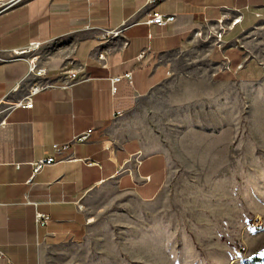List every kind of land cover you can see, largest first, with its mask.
Returning <instances> with one entry per match:
<instances>
[{
	"label": "crops",
	"instance_id": "0c3cea01",
	"mask_svg": "<svg viewBox=\"0 0 264 264\" xmlns=\"http://www.w3.org/2000/svg\"><path fill=\"white\" fill-rule=\"evenodd\" d=\"M262 6L264 0H157L153 5L148 0H24L0 13V49L41 41L40 66L48 78L56 80L62 68L90 77L44 90L32 97V108H25L16 103L32 82L28 62L0 63V264H42L46 253L83 242L91 229L86 205L97 188L143 202L157 198L168 160L147 150L133 124L137 101L172 77L176 56L207 23ZM151 11L176 19L149 25ZM127 22L122 36L105 39L107 30ZM245 22L243 13L236 28ZM231 35L226 43L235 40ZM232 48L229 69L219 50L212 62L226 76H242L253 60ZM99 49L108 50L101 63ZM126 73L132 78L121 79L113 93L111 78ZM88 129H93L88 142L71 145L64 161L33 177L32 163L55 156L54 144ZM37 213L46 222H38Z\"/></svg>",
	"mask_w": 264,
	"mask_h": 264
},
{
	"label": "rangeland",
	"instance_id": "374dc122",
	"mask_svg": "<svg viewBox=\"0 0 264 264\" xmlns=\"http://www.w3.org/2000/svg\"><path fill=\"white\" fill-rule=\"evenodd\" d=\"M252 8L239 29L237 10L197 31L172 77L132 111L147 150L168 160L159 196L95 189L87 238L42 264H264V6ZM220 32L236 37L226 55L233 47L253 60L242 76L212 62Z\"/></svg>",
	"mask_w": 264,
	"mask_h": 264
},
{
	"label": "built area",
	"instance_id": "2783aa9c",
	"mask_svg": "<svg viewBox=\"0 0 264 264\" xmlns=\"http://www.w3.org/2000/svg\"><path fill=\"white\" fill-rule=\"evenodd\" d=\"M24 0H9L2 1L0 0V13L9 8L15 3L22 2ZM157 0H148L149 4H155ZM149 18L147 23L149 25H166L172 23L176 19L175 14H162L159 12L151 11L148 14ZM256 16H263L262 14L256 13ZM243 16H238L234 19L232 26L234 27L240 23L243 19ZM219 20L218 22H222ZM130 23H123L119 27L114 29H109L105 33V39L113 37H119L123 35V32L129 27ZM222 29H224L222 27ZM218 41H216L217 48L221 51L224 61L227 63V69L230 68V58L226 55V50L223 51V48L226 42L223 40V33L220 32L218 36ZM43 43L41 41H32L29 45L22 48L14 49H0V63L16 61V60H26L29 64V79L32 81L29 86L26 95L17 101V105L32 108L34 105L32 97L44 90L54 89L57 87H70L76 83L89 80V76L81 71L73 70L70 68H62L57 79L52 80L47 77V69L40 66L41 55L38 51L41 49ZM108 50H97L96 58L101 63L106 60ZM145 55V51L141 52L138 56L139 59H142ZM131 79L132 74L126 73L125 75L115 76L111 78V85L113 93H116L118 88V83L121 79ZM13 106V105H12ZM9 108V107H8ZM93 129H88L87 131L81 133L80 135L75 136L71 141L64 144H54L53 150L55 156H50L47 158L39 159L38 161L32 163L33 166V177L36 173L40 172L45 166L57 164L61 161H64L66 158L63 157L64 152L73 144L85 143L88 142ZM37 221L44 223L46 222V216L42 213H37ZM1 255V252H0Z\"/></svg>",
	"mask_w": 264,
	"mask_h": 264
},
{
	"label": "trees",
	"instance_id": "16d2710c",
	"mask_svg": "<svg viewBox=\"0 0 264 264\" xmlns=\"http://www.w3.org/2000/svg\"><path fill=\"white\" fill-rule=\"evenodd\" d=\"M260 261V259L258 257H255L254 259H252L251 262H249L248 264H256V262Z\"/></svg>",
	"mask_w": 264,
	"mask_h": 264
}]
</instances>
